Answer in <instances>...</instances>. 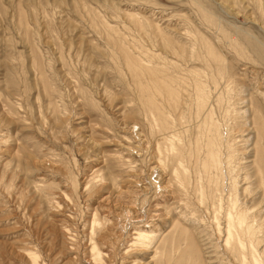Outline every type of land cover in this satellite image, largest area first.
Masks as SVG:
<instances>
[{"label": "rangeland", "instance_id": "374dc122", "mask_svg": "<svg viewBox=\"0 0 264 264\" xmlns=\"http://www.w3.org/2000/svg\"><path fill=\"white\" fill-rule=\"evenodd\" d=\"M0 264H264V0H0Z\"/></svg>", "mask_w": 264, "mask_h": 264}, {"label": "bare ground", "instance_id": "6f19581e", "mask_svg": "<svg viewBox=\"0 0 264 264\" xmlns=\"http://www.w3.org/2000/svg\"><path fill=\"white\" fill-rule=\"evenodd\" d=\"M240 222L241 223H243V220L242 219H240ZM139 237H141V236H139ZM143 238H146L145 236H143ZM147 239V238H146ZM93 251H94V249H93Z\"/></svg>", "mask_w": 264, "mask_h": 264}]
</instances>
